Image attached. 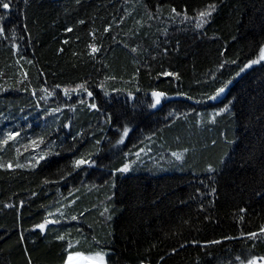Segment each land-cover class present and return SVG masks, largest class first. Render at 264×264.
<instances>
[{"label":"trees","instance_id":"16d2710c","mask_svg":"<svg viewBox=\"0 0 264 264\" xmlns=\"http://www.w3.org/2000/svg\"><path fill=\"white\" fill-rule=\"evenodd\" d=\"M0 27V139L21 133L0 162L27 164L36 153L22 146L41 136L37 153L52 142L58 153L0 169V264H65L70 252H104L106 264L264 257V61L240 72L264 45V0H11ZM82 83L91 98L64 95ZM153 90L166 93L155 108ZM81 157L94 164L72 170ZM46 218L60 223L41 232Z\"/></svg>","mask_w":264,"mask_h":264},{"label":"snow or ice","instance_id":"6c2138e0","mask_svg":"<svg viewBox=\"0 0 264 264\" xmlns=\"http://www.w3.org/2000/svg\"><path fill=\"white\" fill-rule=\"evenodd\" d=\"M10 5H11V0H0V8L4 9V10H9L10 9ZM216 5L215 4H210L208 5L207 9L203 10V11H199L198 15L196 16V27L200 28L203 26L204 23L207 22L208 18L212 15V12L215 10ZM172 13L175 15H179V13H177V10L175 8H172ZM151 18V17H150ZM187 18V17H185ZM80 23H83V21H80ZM67 31L71 32L72 29L69 28L67 29ZM105 32L108 31V28L104 29ZM5 35V30L4 28L0 27V36ZM65 43H67V41H65ZM12 48L15 50L17 48V45L15 43L12 44ZM88 48L91 51V54H95L99 51V49L97 48V46L95 44H89ZM62 51V50H61ZM133 52H136L137 49L133 48L132 49ZM75 55V53L73 54ZM261 61H264V45H262L259 49V57L258 59H253L250 60L247 64L244 65L243 68L240 69V72H243L245 69L251 67L252 65L258 64ZM28 63H31V61H28ZM233 63H235V61H233ZM221 67H223V64L221 65ZM240 73H237L236 75L238 76ZM164 76H176L177 74L175 73H171V72H164L163 73ZM178 78V76H177ZM114 79V77H113ZM231 83V81H228L226 83H224L221 87L216 88L215 93L208 95L207 99L208 100H216L219 98V96L221 94H223L226 90V88L228 87V84ZM57 88H59L60 86L57 85ZM41 92L45 93L46 96L42 97L44 99H46L47 97H51L53 96V92L50 91L47 88H42L40 90ZM64 95L66 97L69 96L70 92H75V93H80V92H84L87 93V96L89 98H91L93 96V93L91 91L88 90V88L86 87V84H76L75 87L69 89V88H64L63 89ZM35 94V93H33ZM179 95H183V93H178ZM105 95H107V92L105 93ZM151 96H152V103L150 104V107L155 108L157 105H159L161 103L162 98L166 97V93L163 91H156L153 90L151 92ZM190 98V97H189ZM80 104H85V100L81 99L79 101ZM231 103V101L229 102ZM87 107L92 110H99L97 108V104L96 103H88ZM228 106L226 105L224 108L219 109L218 111H215L211 114V120L210 122H214L215 121V117L219 116L222 112H227ZM60 111L59 108L56 109H52L51 112H58ZM111 117H107L105 122H110ZM65 128L69 127V125L65 124L64 125ZM118 131H120L118 129ZM130 129L127 126H124L122 131H120V135H119V139L116 140V145H121L125 142L126 137L129 135ZM21 133L20 132H16V131H7L6 133H4V136L2 139H0V149H3L5 146L9 145V142H14V143H18L17 138L20 137ZM75 140V137L73 138ZM100 141H97V144H99ZM46 144L45 138L43 136L38 137L36 139H31L29 140V143L26 145H23L22 147L24 148L25 151H28L29 148L32 149V153H36V154H32L30 156V160L28 161L27 164H21L19 162H16L15 164H13V162L11 160H9L6 164L3 162H0V169H4L7 168L9 170L16 168V169H22L25 167H30V168H35L37 165L40 164L41 161H45L49 155H58V153H56L54 151L55 148V144L54 142H52L51 144L47 145L48 150L47 151H43L41 150L39 153H37V149L40 148L41 145ZM114 145V146H116ZM16 155L20 156L21 155V151L20 148H16ZM144 149L141 148L138 152L136 153H131V152H127L125 153V156H129L132 154H135L137 156V158H139L140 153L143 152ZM172 155L175 157L176 160H181L182 154L173 152ZM34 161V163H33ZM94 164V161H92L90 158L85 159L84 157L81 158H77L74 159L71 163V168L72 170H76L81 168V166L83 165H89L92 166ZM130 168V164L129 163H125L123 164L122 167H120L119 169H116V171L120 172V173H126L129 171ZM208 172H213L214 169L211 167V165L208 166L207 169ZM67 175H71V172H68ZM62 179L64 177H61ZM45 183H48V180L44 181ZM213 191H215V189H213ZM33 195H35V193H33ZM6 207H11V205H5ZM59 212V209L57 210ZM105 211H107V209H105ZM243 211V209L241 210ZM52 213H49V216H52ZM61 215H63V213H61ZM72 220H76L77 217L76 216H72L71 217ZM60 220L59 219H45L43 223H40L38 225H36L35 227L40 229L41 232H43L45 230L46 225L49 224H59ZM260 234H264V226H261L260 230H259ZM258 235L257 232H250L248 233L249 238H256ZM58 240L63 241L65 239V235H58L56 237ZM227 239H232V237H227ZM212 243H220V241H212ZM71 247V245H69ZM105 253L104 252H96L93 254L92 257H89V259L94 260L96 262V264H106V260H105ZM78 259H82L81 253L79 252H75L73 253H69L67 256V264H75V261ZM237 261H240V264H257L258 261L261 262V264H264V257H256V256H252L251 258L247 259L246 261L243 260L241 258V256H237L236 257Z\"/></svg>","mask_w":264,"mask_h":264},{"label":"rangeland","instance_id":"374dc122","mask_svg":"<svg viewBox=\"0 0 264 264\" xmlns=\"http://www.w3.org/2000/svg\"><path fill=\"white\" fill-rule=\"evenodd\" d=\"M81 256H82V259L76 260L75 264H96V262L94 260L89 259V257L93 256V254L92 255H82L81 254ZM65 264H67V260H66Z\"/></svg>","mask_w":264,"mask_h":264}]
</instances>
